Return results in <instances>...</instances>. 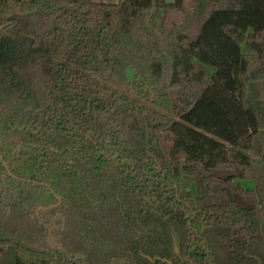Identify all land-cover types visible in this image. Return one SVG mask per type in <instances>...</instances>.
I'll list each match as a JSON object with an SVG mask.
<instances>
[{
    "label": "trees",
    "instance_id": "1",
    "mask_svg": "<svg viewBox=\"0 0 264 264\" xmlns=\"http://www.w3.org/2000/svg\"><path fill=\"white\" fill-rule=\"evenodd\" d=\"M169 262L264 264V0H0V264Z\"/></svg>",
    "mask_w": 264,
    "mask_h": 264
},
{
    "label": "rangeland",
    "instance_id": "2",
    "mask_svg": "<svg viewBox=\"0 0 264 264\" xmlns=\"http://www.w3.org/2000/svg\"><path fill=\"white\" fill-rule=\"evenodd\" d=\"M96 1L116 2V1H119V0H96ZM209 70L212 72L214 69L210 67ZM128 74H129L130 78H133L134 72H133L132 68L128 69ZM245 184L252 186V183L250 181H245ZM56 241H57V237H56V234H54L52 236V239L50 240V242H51V244L52 243L54 244V243H56Z\"/></svg>",
    "mask_w": 264,
    "mask_h": 264
},
{
    "label": "water",
    "instance_id": "3",
    "mask_svg": "<svg viewBox=\"0 0 264 264\" xmlns=\"http://www.w3.org/2000/svg\"><path fill=\"white\" fill-rule=\"evenodd\" d=\"M169 264H171V262H169Z\"/></svg>",
    "mask_w": 264,
    "mask_h": 264
}]
</instances>
